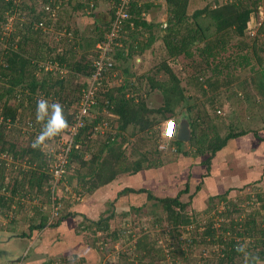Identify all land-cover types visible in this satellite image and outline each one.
<instances>
[{"label":"trees","instance_id":"1","mask_svg":"<svg viewBox=\"0 0 264 264\" xmlns=\"http://www.w3.org/2000/svg\"><path fill=\"white\" fill-rule=\"evenodd\" d=\"M93 1L92 5L95 6L96 0ZM151 1L153 4L141 3L139 0H127L125 3L124 10L128 17L122 20L118 35L112 40L107 52L113 62L112 68L115 69L121 62H126L135 55H142L156 37L161 36L167 58L183 59L184 76L181 77L167 67L172 75L168 74L163 80L148 76L145 85L142 80L112 84L113 76L109 69L104 70L95 90V103L83 116V124L74 136L75 144L79 146L73 145L70 149L64 171L53 192L63 184L74 185L73 189L82 196L91 195L98 188L110 185L117 177L133 176L145 170L161 168L167 162L177 161L176 157L179 155L197 158L205 172L191 192L189 180L180 187L175 185L173 193L167 195H158L144 187L128 185L117 192V203H123L126 198L130 208L138 211L143 205L131 203V195H136V198L139 194H145L144 199L156 208L151 213L155 219L152 226L159 228H156V234L161 235L165 241H170L165 252L162 247H157L160 237L153 236V227L150 233L143 230L132 243L135 257L126 264H164L167 259L171 264H201L197 256L193 255L194 247L201 243L217 247L214 264H245L243 254L236 250L240 243H246L247 250L259 258L257 264H264V219L262 218L261 225V222H256V217L261 216L260 209L250 212L244 220L241 219L240 208L232 202L231 212L239 214L235 218L231 217L227 209L230 207L229 203H226L222 214H226L225 218L229 216L228 225L223 222L217 228L212 220L202 227L198 225V211H194V206L193 210L190 208L192 201L194 202V194L201 189L203 177L210 174L216 157L227 146L250 133L264 140V133L258 130L259 127L245 128L241 117L235 116L232 121L228 118L225 120L224 116L218 115L219 109H214L221 90L235 82L236 68L248 66L253 72L259 73L260 79L254 85L258 94L264 97V64L256 72L254 62H250L253 56L257 62H264L260 57V52L264 53V18L256 20L251 16L257 14L262 0H225L194 9L191 14H188L190 0ZM41 2L48 6L47 10L43 7L41 11H36V3L32 0L30 4L0 0V177L4 174L6 155H10L16 163L25 161L27 164H24L26 168L13 177L12 183L4 184L0 195V217L4 220L2 226L6 224L7 230H21L18 237L31 239L38 231H45L50 226H60L76 211L60 213L55 221L49 222L48 214L42 207L52 202L48 150L45 149L46 144L43 148L32 147L35 133L30 134L26 141L22 139L25 136L22 137L19 132L23 128L33 132L37 129L40 132L41 122L35 118L36 102L40 98H47L50 103L60 102L64 106L69 126L73 124L82 90L88 86L95 68L93 61L100 51L97 44L108 39L107 34L121 0H114V5L110 8V19L95 25L87 35H79L77 38L74 35L71 38L68 35L71 32L68 24L56 25L60 29L65 26V36L59 38L58 42H49V37L45 39L43 35L44 30L52 23L51 9L57 5V0ZM70 2L71 0H66L65 4ZM162 2L166 18L162 21L157 18L149 20L146 12L152 6L158 8ZM89 3L90 0H76L72 8L84 10L85 7L89 8ZM23 12L29 19L22 17ZM15 13L17 20L13 30L5 33L4 24L8 16ZM44 16L47 17L46 20ZM245 35L251 36L253 40L248 43ZM234 37L239 39L234 40ZM199 42L202 43L199 45ZM162 62H165V58ZM60 66L66 69L65 73L59 72ZM123 68L127 73V67ZM193 88L197 93L187 94ZM153 91L161 94L162 104L159 106H153L151 100H147ZM183 103L193 111L189 121L191 136L187 142L177 140L175 135L166 138L172 139L169 148L173 153L169 157L167 152L160 150L158 141L162 130L159 123L174 118L170 113ZM29 122L34 124L32 129L28 127ZM101 125L104 126L103 131L100 130ZM108 127H112L114 133ZM261 128L264 130V125ZM247 185H242V188ZM263 186L257 189L261 191ZM230 188L227 186L222 194L209 195V202L216 197L226 201ZM260 191L255 192L256 197L246 194L244 200L252 201L253 205V200L263 199L264 207V190ZM39 194L43 196V205H35L29 216L26 213L28 222L19 227L16 220L23 215H20V211L25 202H21L16 196H24L26 199ZM183 194H187L188 200L182 201ZM115 198L110 199V205H115ZM111 217L109 214L93 219L89 227H93L94 233L109 231ZM26 226L28 231L24 230ZM185 230L188 235L183 240L181 237ZM108 234L113 241L124 237V244L134 237L131 232L122 234L116 230L107 232ZM44 236L48 238L49 235L47 233ZM121 254L122 260H126L127 257ZM37 255L35 252L32 256L27 254L18 259L17 263L25 264L24 259L28 260L30 257L40 259L35 264L54 263L53 259H45L46 253Z\"/></svg>","mask_w":264,"mask_h":264},{"label":"rangeland","instance_id":"2","mask_svg":"<svg viewBox=\"0 0 264 264\" xmlns=\"http://www.w3.org/2000/svg\"><path fill=\"white\" fill-rule=\"evenodd\" d=\"M21 1L28 2L30 4V0H14L16 4H19ZM36 3V11H41L43 7H46L42 4V0H32ZM68 1V0H67ZM76 0H71L70 3L65 4L66 0L61 2L57 0V5L51 9V24L49 26L45 23L48 28L44 30L43 35L48 38L49 42L59 41V38L65 36L64 28L62 29L56 27V25L61 24L65 25L68 24L70 27V33L68 34L71 38L79 36V35H87L89 30L92 29L95 25L103 24L105 21H108L111 17L110 8L114 5V0H96V5H92L94 3L93 0H90L89 8L85 7L84 10L82 9H73L72 5L75 3ZM80 1V0H78ZM141 3L143 2H153L151 0H139ZM155 2L157 0H154ZM225 0H190L188 4V14H191L194 9L202 8L205 5H213L216 2L222 3ZM94 6V7H93ZM164 2L157 8L152 6L147 12L146 17L152 20L153 18H157L158 20H164L166 18V12L164 7ZM259 10L257 14L251 15L254 19H263L264 18V0H262L259 4ZM47 10L46 8H44ZM44 10V11H45ZM17 13L9 15L7 18V22L4 24L3 31L5 33H9V31L14 27V24L17 20ZM25 13H22V17H25ZM253 17L250 18V21L253 20ZM26 20L29 19L28 15L25 17ZM23 19V18H22ZM46 20L47 17L44 16ZM251 22H249L250 24ZM76 30V33H74ZM159 33H157L158 35ZM156 35V36H157ZM239 38L234 37V40ZM245 39L251 42V36L245 35ZM161 36H157L154 42L150 45L147 50L144 51L142 55H135L128 59L126 62H121V64L116 67L115 69H110L109 72L113 76L111 82L112 84L122 83L123 81H135L139 82L142 80L143 85L147 83V77H154L156 80H163L170 75L171 72L167 70L169 67L174 73L179 74L181 77L184 76V72L182 70L183 66V59L180 58H167V55L164 51L163 44H162ZM202 42H199V45ZM120 45V44H118ZM260 57L264 61V53ZM165 58V62L162 60ZM250 62H254V67L256 68L254 71L257 72L261 67H263L264 62H257L255 56L251 58ZM261 63V64H260ZM127 67V73L124 72L123 67ZM168 72H167V71ZM236 80L235 82L226 87L223 91L221 90L220 98L218 101L215 102L214 109L218 110V115L224 116L225 120L232 121L234 120L235 116L237 118H242L243 124L245 128H258L260 132L264 133V130L261 128L264 125V97L258 94L256 90V86L254 85L260 79L259 73H255L249 69L248 66L244 68H236ZM172 75V74H171ZM183 84L184 79H182ZM246 82V84L244 83ZM223 89V88H222ZM196 94V89H191L187 91V94ZM200 93V92H199ZM198 93V94H199ZM150 97L147 100H151V104L153 106H159L162 104V97L159 91H153L149 95ZM192 110H189L187 105L183 103V105L178 106L176 109L170 113L176 120L181 119L182 117H186L188 121H190L192 117ZM254 116V117H252ZM251 117V118H250ZM161 123V122H160ZM159 123V126L161 125ZM158 126V127H159ZM157 128V126H156ZM110 130L114 133L113 128L111 127ZM19 133H22L23 140L30 137V134L35 133V137L39 134L37 129L33 132L28 129L23 128ZM253 133H250V135ZM66 138V134L63 132L59 137H56L46 143L45 149H55L58 147L60 141H64ZM162 136L160 135V145H165L163 142ZM27 141V140H26ZM188 148V146L186 145ZM161 151L167 152V156H171L172 149L169 148L168 145H165V148L160 146ZM171 151V152H170ZM5 157V166H4V174L0 177V195L2 191V187H4L5 183H12L13 177L18 175L20 170L26 168L27 164L25 161L20 163H16L12 160L10 155H6ZM226 158H230V154H225ZM228 159L225 161L227 162ZM26 166H25V165ZM33 167V166H31ZM49 170V168H48ZM229 172L227 171V175ZM226 175V174H225ZM117 177L113 181H115L114 187L108 191V189L103 187L98 188L93 194L91 195H80L76 190L73 189V186H63L60 184L59 188H57V198L55 202L59 203L58 208H52V202L46 203V205L42 203L43 196L40 194L34 197L33 201H26L23 206V209L20 211L21 215L17 220V224L24 225L27 224V216L32 214L33 207L35 205H43V209L48 214L50 218L53 216L52 214L56 210L57 213L52 217V221H55L58 216L67 212L76 211L75 214L72 216L67 217L64 222L61 224L62 228L50 226L47 228L44 233L40 231L33 237L30 238H23L18 237L21 230L18 231H9L5 228L4 224L2 226L3 218L0 217L1 227L0 228V258H10L7 260L9 264H18V259L21 257L32 256L33 252H35L36 244H40L41 253H46L47 255L45 259H53V264H126L127 261L132 262L135 257L133 253L132 243L135 241L136 237L139 236L140 233L144 230V232H151L153 227V236L160 237L161 235L156 234L155 226H152V221L155 220L154 217L151 215L152 211L156 208L150 205L146 199H144V195L139 194V197L136 195H131V203L141 204L142 208L138 210H133L130 208L129 204L126 202V198H124L123 203L121 201L116 202L115 197L117 192L120 190L119 185L117 182H121L120 179ZM220 179V177H219ZM118 180V181H117ZM176 182V181H175ZM145 183V185H148ZM180 184V183H178ZM230 184L228 180H217L216 186L210 187V190L214 189L215 193L209 195H216L222 194L225 192L226 186ZM65 185V184H64ZM10 187V184L8 185ZM260 185L259 184H251L249 186H234L233 184L229 185L230 191L226 194V201L221 200V198H214V200L208 199V196L204 199L197 197L199 193H195L192 204L190 208L194 206V211L197 212V221L198 225L201 227L206 224L209 220L213 221L215 227L219 228L221 224L224 222L225 225H228V219L225 218L226 214H222V211L226 206V203H229V211L231 213V217H237L236 215L241 213V219L245 220L246 215H248L253 210L260 209L261 216L256 217V222L260 223L262 218L264 219V207H262L263 199H258L252 205V201L248 202L247 199L244 200L246 194H250L252 197L254 196L255 192L260 191L257 189ZM106 187H109L106 186ZM190 192L194 189L195 184L190 181ZM261 187V186H260ZM148 190L153 192L158 191V195H162L166 190H168V194H170L173 189H175L174 185H167L158 183V187L156 188L155 185L152 187L150 185L144 187ZM161 188V189H160ZM106 189V190H105ZM164 189V190H162ZM170 189V191H169ZM256 189V190H255ZM10 190V189H9ZM206 190L208 188L206 186ZM264 190V186L262 188ZM261 190V191H262ZM260 191V192H261ZM156 193V192H155ZM264 193V191H262ZM105 196V197H104ZM104 197V198H103ZM115 198L114 204L110 205V201ZM111 199V200H110ZM182 201L188 200L187 194H183L181 196ZM253 199V198H252ZM232 204H236L239 209V213L236 211H232ZM113 206V207H112ZM130 208V210H129ZM129 210V211H128ZM193 210V208H192ZM205 210V212H204ZM27 213V216H26ZM111 214L112 217L109 220L110 230L109 231H97L96 233L93 232V227H89L91 220H97L101 216H107ZM259 214V215H260ZM4 221V220H3ZM51 221V222H52ZM4 223V222H3ZM49 224V223H48ZM262 222L260 223V225ZM169 228V226H167ZM26 231H28V227H25ZM21 229V228H19ZM159 230V228H157ZM202 229V228H200ZM116 230L119 233H133L134 237L130 240L126 241L124 244V237L123 239L119 238L116 241L112 240V237L108 234L110 231ZM57 232V234H56ZM48 233L47 243L42 245V236ZM188 235L187 230L183 231L181 239L184 240V237ZM123 236V235H122ZM168 240V239H167ZM167 240L165 241L163 238H159L157 242V247H162L165 252H167L168 243ZM194 257L197 256L199 259V263L201 264H214V257L217 256L218 249L214 245H210L208 243H201L194 247ZM127 257V259L122 260V254ZM134 254V255H133ZM39 258V255H37ZM36 256V257H37ZM202 256V258H201ZM67 257H70L69 260H66ZM32 258V257H30ZM37 258V259H38ZM201 258V259H200ZM29 259V258H28ZM0 264H5V261L0 260ZM164 264H171L169 259H167Z\"/></svg>","mask_w":264,"mask_h":264},{"label":"crops","instance_id":"3","mask_svg":"<svg viewBox=\"0 0 264 264\" xmlns=\"http://www.w3.org/2000/svg\"><path fill=\"white\" fill-rule=\"evenodd\" d=\"M163 126L164 121L161 122L160 130L163 129ZM171 140L164 138L163 142L165 145L169 146L171 144ZM225 154H230L231 157L226 158L224 157ZM226 159H228L227 162L225 161ZM176 160L177 161L175 162H167L161 168L145 170L133 176H123L120 179L121 182L117 180V184H120L119 188L127 185L135 188L146 187L148 185L152 187L155 185L157 188L158 183L165 184V187L167 185H179L180 187L183 182L188 180L194 184L197 183V181L200 180L201 174L205 172L204 166L199 163L197 158H186L182 155H179L176 157ZM227 171L229 172L228 175ZM228 179L230 181L229 185L233 184L234 186H242L245 184H248L247 186H249L252 183L259 184L260 186L264 185V140L255 137L253 134H247L241 138H237L230 144V146H227L224 152L219 154L218 158L216 157V160L210 169V174L203 177V184L201 189L197 192L199 193L197 197L204 199L205 197L209 196V194L215 193L214 189L210 190V187L214 186L215 188L217 180ZM115 181H112L109 187L104 188L110 191V189L114 187ZM148 182L149 184L145 185V183ZM206 186L208 191L206 190ZM155 192L156 194L158 193V191ZM170 192L173 193V190ZM162 194L167 195L168 190ZM20 226L22 225H19V227ZM58 227L62 228V225ZM41 233H44V230H42ZM46 243V237L42 236V245ZM41 247L42 246H40V244H36V255L41 253ZM9 259L10 258H0L1 261H5V264H9L7 262ZM24 260L26 261L25 264H35L39 263L40 259L29 258L28 260Z\"/></svg>","mask_w":264,"mask_h":264},{"label":"built area","instance_id":"4","mask_svg":"<svg viewBox=\"0 0 264 264\" xmlns=\"http://www.w3.org/2000/svg\"><path fill=\"white\" fill-rule=\"evenodd\" d=\"M127 2V0H121V2L118 4L116 11L114 13V18H113V24L111 27V30L107 34V40L103 41L101 43L97 44V48L100 50L99 54L97 57L94 59L93 64H94V70L90 76V81L88 83V86L82 90V98L80 100L77 113H76V118L71 126H69L64 133L66 134V138L64 141H60L59 145L55 149H49L47 156L48 159L50 160V165H49V171L52 174V181H51V188H52V195H51V201H52V208H58L59 203L55 204V199L57 198V190L53 192V189H56V183L61 177L65 164L67 163L68 159V153L70 149L72 148L73 145L78 147V144H75L74 141V136L76 135L79 127L82 126L83 124V116L87 113L89 108L95 103V90L97 89V84L99 83V79L101 77V74L104 70L111 69L113 62L108 57L107 52L111 48V43L112 40L118 35V30L121 25V22L123 19L128 17V13L124 10V5ZM48 9V6L45 7ZM41 24V23H40ZM254 31V30H253ZM251 32L253 34L254 32ZM51 68V67H48ZM58 67H56L57 69ZM66 69L62 68L60 66L59 72L65 73ZM219 112V111H218ZM169 125H171V134H169ZM34 124L32 122H29L28 127L29 129H32ZM98 127H95L97 129ZM101 131L104 130V126L101 125ZM97 131V130H95ZM176 131V121L174 118H169L164 120V126L161 131V135L164 138H170L175 135ZM164 147V145H161V147ZM4 189V187L2 188ZM16 198L20 200L21 202H26V201H33L34 198H26L24 196L17 195ZM57 213L55 210L54 213L52 214L49 218V222L52 221V217Z\"/></svg>","mask_w":264,"mask_h":264},{"label":"clouds","instance_id":"5","mask_svg":"<svg viewBox=\"0 0 264 264\" xmlns=\"http://www.w3.org/2000/svg\"><path fill=\"white\" fill-rule=\"evenodd\" d=\"M35 118L41 122L39 134L32 142L33 148H43L46 142L61 135L68 127L64 106L60 102L50 103L47 98H40L36 102ZM171 134V125H169ZM236 250L243 254L245 264H257L259 258L247 250L246 243H240Z\"/></svg>","mask_w":264,"mask_h":264},{"label":"water","instance_id":"6","mask_svg":"<svg viewBox=\"0 0 264 264\" xmlns=\"http://www.w3.org/2000/svg\"><path fill=\"white\" fill-rule=\"evenodd\" d=\"M175 136L177 140L187 142L190 139V125L187 118L184 116L179 120H176Z\"/></svg>","mask_w":264,"mask_h":264},{"label":"bare ground","instance_id":"7","mask_svg":"<svg viewBox=\"0 0 264 264\" xmlns=\"http://www.w3.org/2000/svg\"><path fill=\"white\" fill-rule=\"evenodd\" d=\"M49 219V218H48Z\"/></svg>","mask_w":264,"mask_h":264}]
</instances>
